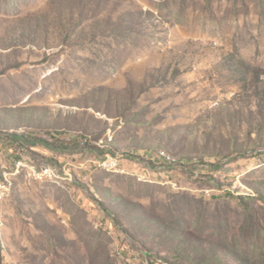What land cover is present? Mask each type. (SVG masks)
I'll return each mask as SVG.
<instances>
[{
	"label": "rangeland",
	"instance_id": "374dc122",
	"mask_svg": "<svg viewBox=\"0 0 264 264\" xmlns=\"http://www.w3.org/2000/svg\"><path fill=\"white\" fill-rule=\"evenodd\" d=\"M0 183V264H264V0H0Z\"/></svg>",
	"mask_w": 264,
	"mask_h": 264
},
{
	"label": "bare ground",
	"instance_id": "6f19581e",
	"mask_svg": "<svg viewBox=\"0 0 264 264\" xmlns=\"http://www.w3.org/2000/svg\"><path fill=\"white\" fill-rule=\"evenodd\" d=\"M164 157H167L166 156V154L165 153H161ZM169 160H171V158L168 156L167 157ZM108 161H111V162H113V163H118V162H116L115 160H113V159H109ZM167 161V160H166ZM105 166H109L111 169H113V170H119V168H120V166H119V164H110V162H106L105 164H104ZM121 171H123V172H125V170L123 169V170H121Z\"/></svg>",
	"mask_w": 264,
	"mask_h": 264
},
{
	"label": "built area",
	"instance_id": "2783aa9c",
	"mask_svg": "<svg viewBox=\"0 0 264 264\" xmlns=\"http://www.w3.org/2000/svg\"><path fill=\"white\" fill-rule=\"evenodd\" d=\"M107 162H110V164H118V163H113V162H111V161H107ZM0 187H6V188H7V184H1V183H0Z\"/></svg>",
	"mask_w": 264,
	"mask_h": 264
}]
</instances>
